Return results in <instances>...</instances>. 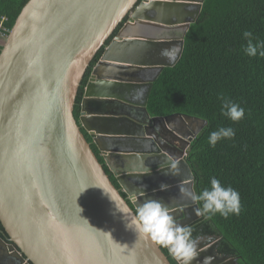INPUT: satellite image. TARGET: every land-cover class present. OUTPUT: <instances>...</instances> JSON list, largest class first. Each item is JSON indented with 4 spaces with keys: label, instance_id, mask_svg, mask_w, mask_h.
<instances>
[{
    "label": "water",
    "instance_id": "1",
    "mask_svg": "<svg viewBox=\"0 0 264 264\" xmlns=\"http://www.w3.org/2000/svg\"><path fill=\"white\" fill-rule=\"evenodd\" d=\"M203 2L25 4L0 52V222L9 239H0V264H174L127 229L119 211L156 199L171 215L181 213V226L201 218L197 204L178 198V185L194 187L187 151L207 122L180 113L151 116L147 103L153 83L172 66L161 50L179 44L182 52ZM103 47L76 118L82 80ZM139 92L142 99L134 100ZM112 103L128 111L101 110ZM170 157L179 159L181 175L166 174ZM220 238L200 242L192 264L206 257L239 264L217 252Z\"/></svg>",
    "mask_w": 264,
    "mask_h": 264
},
{
    "label": "trees",
    "instance_id": "2",
    "mask_svg": "<svg viewBox=\"0 0 264 264\" xmlns=\"http://www.w3.org/2000/svg\"><path fill=\"white\" fill-rule=\"evenodd\" d=\"M28 1H0V16L8 18L10 30ZM244 31L253 33L254 43L264 42V0H204L184 37L180 58L153 83L147 110L151 116L180 113L207 122L187 151L194 191L210 188L215 177L239 192L241 212L228 219L219 214L210 221L201 217L191 225L192 235H217L221 253L237 258L239 264H264V58L244 54ZM103 51L104 47L82 80L76 118L88 77ZM221 93L245 109L241 121L233 123L221 115ZM220 127L233 128L235 137L221 139L213 148L208 139ZM86 137L99 156L91 137ZM0 239L9 240L1 222Z\"/></svg>",
    "mask_w": 264,
    "mask_h": 264
},
{
    "label": "clouds",
    "instance_id": "3",
    "mask_svg": "<svg viewBox=\"0 0 264 264\" xmlns=\"http://www.w3.org/2000/svg\"><path fill=\"white\" fill-rule=\"evenodd\" d=\"M243 37L247 41L243 47L244 54L253 58L259 55L264 58V42H253L254 37L251 31H244ZM181 53V46L176 44L170 48L162 49L160 55L169 65H174ZM143 93L139 92L133 96L134 100H141ZM221 103V115L227 117L233 123L241 121L245 117V109L238 103L232 101L222 93L218 95ZM235 132L231 127H220L213 131L208 139V143L213 148L221 139H233ZM145 151L150 150L151 145H142ZM167 173L173 176L182 174V168L177 157H170L166 160ZM164 167V165H163ZM191 181L182 180L178 185L179 199L191 201L200 205L194 209L197 217H203L205 221H210L219 214L224 219L232 215L238 216L241 212L240 194L231 186H222L220 180L213 177L210 181V188H205L196 193L189 187ZM168 186L162 184L161 191L167 190ZM85 189L82 191L84 192ZM81 192V193H82ZM112 200V198L110 197ZM176 198H172L173 202ZM113 201V200H112ZM81 209V208H80ZM82 211V209H81ZM123 214L125 227L132 230L137 236L150 240L157 246L166 249L168 254L177 261V264H192L198 257V246L201 237H193V227L177 223L170 214L169 208L165 203L156 199H146L143 203L136 206L134 211L125 207L119 211ZM212 257H206L203 264H211Z\"/></svg>",
    "mask_w": 264,
    "mask_h": 264
},
{
    "label": "flooded vegetation",
    "instance_id": "4",
    "mask_svg": "<svg viewBox=\"0 0 264 264\" xmlns=\"http://www.w3.org/2000/svg\"><path fill=\"white\" fill-rule=\"evenodd\" d=\"M129 18H130V15L125 19V21H124V23L125 22H127L128 20H129ZM123 23V24H124ZM118 32V31H117ZM117 32H116V34H117ZM116 34L112 37V39L116 36ZM110 41H111V39H110ZM154 75V72L152 73V72H149L148 73V77L150 78V77H152ZM99 157L101 158V156H100V153H99ZM113 178V177H112ZM194 215V212L192 211V215L191 216H193ZM172 216L175 218V220H176V222L177 223H179L178 221V219L181 217V213H179V212H177V213H173L172 214ZM196 221L197 220H194V221H192L188 226H191V225H194L195 223H196ZM5 235L7 236V234L5 233ZM215 236H217V235H214V236H211V235H200V236H198V237H201L202 239H201V241L200 242H203L204 240H206L207 238H209V237H215ZM8 237V236H7ZM221 239H219L218 240V246L216 247V250H218L217 252L218 253H221L220 251H219V247H220V244H221ZM163 249V248H162ZM164 250V252L166 253V255L169 257V259L170 260H172V263H174L175 264V261L173 260V258L168 254V252H167V250L166 249H163ZM2 255H3V252H1L0 251V258L2 257Z\"/></svg>",
    "mask_w": 264,
    "mask_h": 264
},
{
    "label": "built area",
    "instance_id": "5",
    "mask_svg": "<svg viewBox=\"0 0 264 264\" xmlns=\"http://www.w3.org/2000/svg\"><path fill=\"white\" fill-rule=\"evenodd\" d=\"M7 22L8 18L6 16H0V52L6 43L8 34L10 33V29L6 25Z\"/></svg>",
    "mask_w": 264,
    "mask_h": 264
},
{
    "label": "crops",
    "instance_id": "6",
    "mask_svg": "<svg viewBox=\"0 0 264 264\" xmlns=\"http://www.w3.org/2000/svg\"><path fill=\"white\" fill-rule=\"evenodd\" d=\"M127 96V93L125 94ZM101 110H103L104 112H111V110L113 111H117V112H124V111H128V109L126 107H124L123 105L120 104H109L107 105V107L105 108H101ZM106 145H108V143L106 142ZM109 146V145H108Z\"/></svg>",
    "mask_w": 264,
    "mask_h": 264
}]
</instances>
